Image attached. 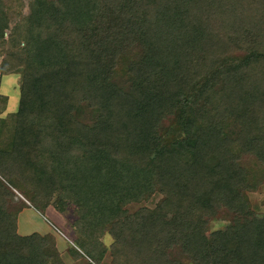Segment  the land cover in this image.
I'll use <instances>...</instances> for the list:
<instances>
[{
  "label": "trees",
  "instance_id": "1",
  "mask_svg": "<svg viewBox=\"0 0 264 264\" xmlns=\"http://www.w3.org/2000/svg\"><path fill=\"white\" fill-rule=\"evenodd\" d=\"M120 2L30 0L23 16L22 0H0V48L10 44L0 52L1 75L20 76L17 110L0 117V264H44L38 257L45 241L38 246V235L19 237L16 215L7 209L13 190L33 204L42 189L58 195L60 212L74 206L78 249L92 264L101 259L92 236L107 226L114 235L111 255L128 264H184L170 262L161 250L172 245L174 234L194 264L207 260L208 251L227 253L226 264H264V214H238L232 225L207 234L204 221L237 201L231 180L236 162L228 139L196 125L202 114L189 111L191 103L174 84L183 73L195 80V61L212 41L251 32L257 64L240 78L228 72L199 87L210 94L217 86L210 98L214 111L239 124L237 142L263 161L264 0H139L134 11L142 15L137 27L143 55L127 91L113 84L112 73L98 87L104 69L95 51L108 28L100 23L88 29ZM142 71L159 82V91H140ZM6 103L0 94V114ZM80 108L93 114L92 125L75 116ZM172 113L183 132L167 144L156 128ZM154 193L161 195L159 225L142 221L146 210L124 209ZM175 217L185 227L175 226Z\"/></svg>",
  "mask_w": 264,
  "mask_h": 264
},
{
  "label": "rangeland",
  "instance_id": "2",
  "mask_svg": "<svg viewBox=\"0 0 264 264\" xmlns=\"http://www.w3.org/2000/svg\"><path fill=\"white\" fill-rule=\"evenodd\" d=\"M24 6L18 9V12L23 16L28 13V4L30 0H22ZM7 3H12V0H7ZM139 0H121L115 10L105 9L101 15V19H95L94 24L88 26V29H96L98 24L106 23L108 31L105 43L102 47L95 51L104 74L99 76L97 80L98 87L103 84V79L108 74H114L112 79L113 84L117 85L124 91L129 90L133 85L131 71L139 69L143 50L140 48L141 34L138 31V25L142 21V15L136 14L134 8L137 7ZM133 10L131 13L127 12ZM97 26V27H96ZM10 31L5 33L8 38ZM102 32L97 35L100 36ZM118 35L113 38L112 35ZM251 32H245L242 36L225 35L224 41H212L195 61V70L190 73L196 76L195 80L187 81L185 73L175 76L174 84L178 85L176 94L186 98L191 103L189 111L193 114H202L198 118L197 126L208 128L212 132L220 133V137L229 140L227 151L229 156L235 163V170L231 175L232 184L234 183V194L237 201L224 209H218L212 216V219L205 220L207 222V234L220 231L226 226L233 224L235 217L238 214L255 213L257 216L264 214V160L261 161L255 157L247 148L246 144L237 142V133L239 124L233 119L225 117L224 114L214 111L212 101L217 86L212 88L210 94L203 93L199 87L205 79L220 78L227 73L232 72L240 78L242 74L251 69L257 64V59L252 54L254 49V39ZM83 40V39H82ZM84 41V40H83ZM227 43V46H226ZM82 46L85 48L86 46ZM10 47V44H4L2 50ZM0 54V67L2 58ZM147 74L142 71V78L137 83V87L143 93L159 91V82L147 79ZM207 79V80H208ZM218 80V79H217ZM223 81V80H222ZM177 84H176V83ZM190 82V83H189ZM207 82V81H205ZM204 82V83H205ZM19 85L20 76L18 74L4 76L1 75L0 69V94L7 97L5 109L0 114L1 118L8 117L14 113L18 107L19 100ZM35 112H39L38 109ZM75 116L84 124L92 125L95 121L93 114L84 108H80L75 113ZM193 119V118H192ZM178 115L172 113L167 118L162 120L156 132L161 141L167 144L180 139L183 128L180 126ZM192 123V122H190ZM264 137V124L261 128ZM16 195L15 201L7 205L8 212L16 215L15 233L19 237H27L38 235L35 245L42 243L43 254L40 255V261L44 264H92L86 254L80 253L78 249L79 235L75 232L74 226L75 216L73 214L74 206L67 204L66 210L62 213L56 204L57 194H50L48 190L42 189L35 197L33 193H29L33 197V204L23 197L18 191L13 190ZM30 198V197H29ZM161 199L160 194L154 193L148 201L138 203H129L124 209L127 213L132 214L138 210H146L142 216V221L147 225L160 224L157 214V202ZM35 204V205H34ZM34 206L40 210H36ZM189 208V207H188ZM195 208H198L196 206ZM169 215L165 222L170 221ZM181 218H173L174 225L179 227L185 225L180 221ZM173 225V224H172ZM109 227H105L102 232H98L92 236V249L95 248V256H101L99 264H128L127 261H121L119 258L111 255L110 249L114 240V235L108 234ZM172 242L169 247L162 249L170 262L181 260L184 264H194V258L189 255L182 254L179 244V236L174 234L170 237ZM30 244V243H29ZM51 246L53 248H51ZM94 249V251H95ZM31 250V248H30ZM164 250V251H163ZM80 253V254H79ZM78 254V255H77ZM207 260L202 264H226L228 254L223 252L221 255H213L210 251L206 253Z\"/></svg>",
  "mask_w": 264,
  "mask_h": 264
}]
</instances>
